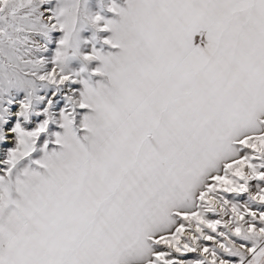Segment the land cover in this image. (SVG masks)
<instances>
[{
    "label": "snow or ice",
    "instance_id": "obj_1",
    "mask_svg": "<svg viewBox=\"0 0 264 264\" xmlns=\"http://www.w3.org/2000/svg\"><path fill=\"white\" fill-rule=\"evenodd\" d=\"M0 264H264V0H0Z\"/></svg>",
    "mask_w": 264,
    "mask_h": 264
}]
</instances>
